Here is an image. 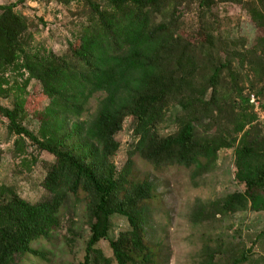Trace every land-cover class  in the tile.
I'll list each match as a JSON object with an SVG mask.
<instances>
[{
  "label": "trees",
  "instance_id": "trees-1",
  "mask_svg": "<svg viewBox=\"0 0 264 264\" xmlns=\"http://www.w3.org/2000/svg\"><path fill=\"white\" fill-rule=\"evenodd\" d=\"M59 1L83 2L88 8L61 56L30 50L27 19L16 5L0 6V78L17 85L21 79L24 90L39 83L48 105L34 134L23 127L27 113L21 101L12 108L0 102V118L15 138L12 154L27 170L36 163L25 157L28 146L54 158L44 166L45 197L35 203L0 184V264H16L24 256L47 261L33 245L49 242L63 228L64 210L73 212L77 205L90 232L80 264H164L144 228L156 189L148 178L130 176L133 158L157 172L188 170L196 179L214 169L221 150H233L234 178L243 191L198 204L191 222L264 212V130L249 102L253 94H244L240 83L247 82L251 92L255 84L233 65L236 60L262 80L264 35L250 48L243 40L241 50L239 42H231L232 50L223 56L227 46L215 12L219 4L242 5L261 31L264 0H190L195 7L190 24L182 20L187 0ZM97 94L95 113L81 121ZM126 120L136 142L126 166L117 171L116 137ZM169 124L172 130L161 134L160 127ZM114 216L124 218L128 228L110 239ZM104 240L109 258L98 248ZM70 246L67 242L69 251ZM220 252L205 246L199 264H216ZM247 261L242 254L232 264Z\"/></svg>",
  "mask_w": 264,
  "mask_h": 264
},
{
  "label": "rangeland",
  "instance_id": "rangeland-1",
  "mask_svg": "<svg viewBox=\"0 0 264 264\" xmlns=\"http://www.w3.org/2000/svg\"><path fill=\"white\" fill-rule=\"evenodd\" d=\"M8 5H16L15 11L28 21L29 30L25 34V41L28 42L29 49L52 52L58 56L66 53L68 42L74 40L88 12L83 2L76 1L65 4L59 0H0V6ZM194 9L190 0L185 1L182 9L183 22L190 24L194 20ZM215 12L224 45L228 49L223 46V56L232 50L231 42H239L236 49L241 50L243 40L246 47L250 48L257 37L264 35V30L258 31L255 28L247 9L242 5L219 4ZM233 65L241 74H248V79L255 84V90L251 92L247 89V82L240 83L244 86V94L254 95V113L258 117L259 127L264 130V77L257 82L246 71L245 66L242 67L236 60ZM20 80L17 85L13 80L0 78V102L4 107L12 108L15 101H21L27 113L23 127L35 134L45 120V109L48 106L43 86L30 83L24 90ZM256 90L261 94L256 95ZM100 99L101 95L97 94L88 102L81 121L88 120L95 113ZM129 124L130 120H126L116 137L120 144V149L113 158L117 171L126 166L128 152L136 142ZM6 126V121L0 118V184L12 187L22 199L35 203L45 197L42 187L46 173L44 166L45 162L53 163L54 158L28 146L25 157L30 162L34 159L36 163L29 165L30 169L27 170L20 164V159L12 154L15 138L8 135ZM172 128L171 124L161 126L159 132L166 135ZM28 144L26 140V145ZM132 160L134 164L130 176L136 179L148 178L156 189L157 198L146 206L144 228L149 243L161 251L164 264H199L205 246L220 248L221 255L217 256L216 264H232L242 254H246L248 258L244 264H264V212L248 211L210 218L199 223L191 222L198 204H208L234 192L243 191L234 178L233 150H221L214 169L196 179L192 178L191 171L188 170L173 168L157 172L145 167L136 158ZM73 209V212L71 209L64 210L63 228L51 234L49 242L33 245L45 255L47 261L24 256L16 264H80L90 232L85 225L83 209L80 205ZM109 227V238L116 239L121 231L128 228V224L124 218L114 216ZM67 242L71 245V251L66 247ZM98 248L105 257H111L108 241L100 242Z\"/></svg>",
  "mask_w": 264,
  "mask_h": 264
},
{
  "label": "built area",
  "instance_id": "built-area-1",
  "mask_svg": "<svg viewBox=\"0 0 264 264\" xmlns=\"http://www.w3.org/2000/svg\"><path fill=\"white\" fill-rule=\"evenodd\" d=\"M249 102H250V104H256V102H255V97H254V95H251L250 96V100H249Z\"/></svg>",
  "mask_w": 264,
  "mask_h": 264
}]
</instances>
